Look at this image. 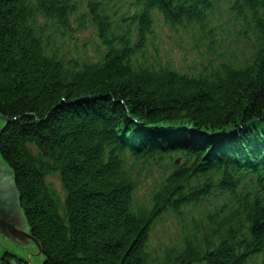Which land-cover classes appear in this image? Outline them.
Masks as SVG:
<instances>
[{"label":"trees","instance_id":"trees-1","mask_svg":"<svg viewBox=\"0 0 264 264\" xmlns=\"http://www.w3.org/2000/svg\"><path fill=\"white\" fill-rule=\"evenodd\" d=\"M221 2L249 57L214 53L207 65L222 69L192 78L163 63L160 29L214 44ZM119 15L117 26L107 0H0V157L42 264H264V128L245 130L264 125V0H134ZM86 22L98 43L74 54ZM137 164L158 175L142 205ZM253 172L255 187L238 193ZM218 178L226 199L207 222L192 219L152 256L163 212L196 203ZM210 220L215 246L195 239Z\"/></svg>","mask_w":264,"mask_h":264},{"label":"bare ground","instance_id":"bare-ground-1","mask_svg":"<svg viewBox=\"0 0 264 264\" xmlns=\"http://www.w3.org/2000/svg\"><path fill=\"white\" fill-rule=\"evenodd\" d=\"M107 1H108L109 8L111 9V14H113V17L116 18V25L120 26L121 25V21H122V17H121L122 15H119V14L126 9L125 4L123 3L122 0H107ZM126 20H128V19H126ZM90 28H92V27L90 26L89 22L84 23L83 26L80 27L77 30V32H75V34H74L75 40L76 39L78 40L82 36V33L86 29H90ZM152 37L154 38L155 35H152ZM242 40L245 41V37L244 36H242ZM78 42H79V40L76 43L72 42V43H70V45L68 47L72 51V53H74V54H78L79 53ZM232 49L239 50L240 48L238 46V47H235V48H232ZM250 50L252 51L254 49H250ZM90 54H91L90 52L85 53V52L81 51L80 55L81 56H85V55H90ZM236 54H238V53H232L231 54L234 59L241 60L243 58V57L238 58V55H236ZM225 59L226 58H224L223 60H225ZM193 63H196V61L194 60ZM193 65L197 69L195 67H189L188 69H186L184 71V74L187 75L190 78H192L195 73L198 74L197 65H195V64H193ZM203 67H205V68H207L209 70H211V69L214 70V68H216L217 70L218 69H222L219 66L218 63L214 64V65H207V64L203 63ZM199 78H200V81H202V82L206 81L205 77L199 76ZM249 121H248V123L254 124V122H252L251 120H249ZM3 124H5V123H3ZM250 124L249 125H245L246 126L245 130H248V131L252 130V132L250 134L252 136L255 135L254 131H260L262 128H264L263 124H260V125L254 124V127L251 129ZM240 127H241V125H240ZM231 128H233V127H231ZM232 130H234V129H232ZM191 131H192V134L194 136H197L198 132L196 130L192 129ZM227 131H228V133L231 132L230 130H227ZM252 136L245 137V139L247 141L250 140V142L252 141V142L258 143V141H259L258 138H255V137L251 138ZM262 138H264V136ZM261 145H264V142H262ZM136 148L139 149V147H136ZM262 155H263V152L260 154V156H262ZM0 162H1L2 166L8 168V166L6 165V163H4V161L1 159V157H0ZM171 169L172 168H169V170H171ZM261 169H263V166H261ZM131 173H132L133 178H135V182H134V193H135V196H136L135 201L137 203L141 204V205L144 204V203H147L148 200H149L148 194L152 192V188L151 187L152 186L154 187V185H155V168L149 169V168H146L145 166L142 167V165L137 164L132 169ZM9 176L11 177V179H9ZM52 176H54V175H51L49 177H52ZM254 176H256L255 172H253L252 175L249 176V177L240 179V182H239L240 186H238V189H240V190L238 191V193H242L244 191V189L251 190L253 187H255L257 181L254 178ZM256 177H258V176H256ZM5 178L8 179V180L13 181V178H12V175H11L10 171L8 172V174L6 175ZM48 178H47V180H48ZM219 181H220L219 178L217 180H215V182L211 181V183L207 187H205V190H207L208 193L205 194V195H199L198 201L196 203L192 204L194 200L193 199H189L188 201L183 203L179 207V209H175L173 211L165 210L163 212L164 216L167 215L166 217H170L171 215H173L176 219L182 220L183 221L181 223L182 227H188L187 226L188 223L190 224L191 220L193 218H197L198 221L203 223V224L206 223L207 222L206 221L207 213L212 214L213 210L218 208L219 205L226 199V194H221L220 193L221 190L218 187L219 186V184H218ZM51 186H52V184H51ZM202 192H203V190L199 191L200 194ZM20 211H21V209H20ZM21 213H22V211H21ZM211 220H210V222L208 224V226H209L208 228H205L203 226L200 227V228H205V229H208V230H204L201 233V235L199 237L197 235V237L195 239L197 240V238H198V240H200L201 238H205V240H208V241H210L212 243V246H215V245H217L215 243L216 239L219 236L217 237V232H216L217 228L215 227L214 224H212ZM154 228H155V223L152 226V231H153ZM186 230L187 229H185V231ZM152 231H151V233H152ZM188 231H190V229L187 230V234H189L191 236L192 235L191 232H188ZM27 232L29 234V229H27ZM151 233H150V235H151ZM33 250L34 249L26 250L25 253H22V254L20 253L17 256H19L20 259H23L24 260L23 262H25V263L28 262L29 264H31L30 263L31 259L32 258H36V257H33L34 254H35ZM40 258H42V257H40ZM42 261H43V259H42Z\"/></svg>","mask_w":264,"mask_h":264},{"label":"rangeland","instance_id":"rangeland-1","mask_svg":"<svg viewBox=\"0 0 264 264\" xmlns=\"http://www.w3.org/2000/svg\"><path fill=\"white\" fill-rule=\"evenodd\" d=\"M125 4L126 8H129L131 1L130 0H122ZM158 26L162 27L160 23ZM159 36L161 39L162 48L165 49V57L175 64L176 66L185 70V65H189L190 67H195L193 65L195 56H210L211 51L214 48L212 43H208L206 40L201 39L197 36H193L187 33L186 30L178 29L176 31H169L165 28H161L159 31ZM79 42L89 44L94 46L98 43L97 37L94 35V30L86 29L82 36L79 38ZM218 43V42H217ZM241 44V43H240ZM220 45H224V43H220ZM239 44L236 43V47ZM249 44L245 43L240 46L241 50L235 53H238V58H247L250 55ZM2 121H0V129L2 127ZM9 179L11 177L9 176ZM48 182L52 184L53 189L56 192H60L62 190L59 180L56 176H52L48 178ZM163 216V220L156 223L155 228L153 229L150 235L149 241V251L152 256L159 257L162 253V250L165 246L170 243L176 244L181 239L180 231L182 230L181 223L182 220L176 219L173 215L170 217ZM28 229V226H27ZM172 244V246H174ZM37 249H34V253H36ZM1 255V251H0ZM155 259V258H154ZM31 264H42V258L36 257L32 258L30 261Z\"/></svg>","mask_w":264,"mask_h":264},{"label":"water","instance_id":"water-1","mask_svg":"<svg viewBox=\"0 0 264 264\" xmlns=\"http://www.w3.org/2000/svg\"><path fill=\"white\" fill-rule=\"evenodd\" d=\"M0 121L6 124L8 121L0 117ZM4 127L0 129V135ZM10 169L2 166L0 162V180L6 179ZM8 180V179H7ZM0 188V234L12 241L23 245L25 250L37 249L33 257H42L39 245L27 232V222L20 211L19 197L15 190L14 182L8 180L7 186Z\"/></svg>","mask_w":264,"mask_h":264},{"label":"flooded vegetation","instance_id":"flooded-vegetation-1","mask_svg":"<svg viewBox=\"0 0 264 264\" xmlns=\"http://www.w3.org/2000/svg\"><path fill=\"white\" fill-rule=\"evenodd\" d=\"M7 179L0 180V188L7 186ZM0 264H29L28 262H23V259H20L18 254L25 253L23 245L17 241H12L8 238L3 237L0 234Z\"/></svg>","mask_w":264,"mask_h":264}]
</instances>
